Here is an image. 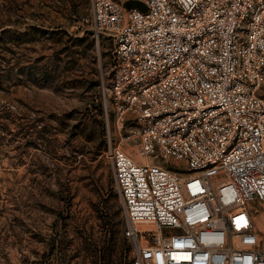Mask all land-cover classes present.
<instances>
[{
  "label": "built area",
  "instance_id": "obj_1",
  "mask_svg": "<svg viewBox=\"0 0 264 264\" xmlns=\"http://www.w3.org/2000/svg\"><path fill=\"white\" fill-rule=\"evenodd\" d=\"M91 4L104 96L133 124L108 151L133 264H264V0Z\"/></svg>",
  "mask_w": 264,
  "mask_h": 264
},
{
  "label": "rangeland",
  "instance_id": "obj_2",
  "mask_svg": "<svg viewBox=\"0 0 264 264\" xmlns=\"http://www.w3.org/2000/svg\"><path fill=\"white\" fill-rule=\"evenodd\" d=\"M91 6L0 0V264H133L108 156L133 124L104 96L113 46Z\"/></svg>",
  "mask_w": 264,
  "mask_h": 264
},
{
  "label": "water",
  "instance_id": "obj_3",
  "mask_svg": "<svg viewBox=\"0 0 264 264\" xmlns=\"http://www.w3.org/2000/svg\"><path fill=\"white\" fill-rule=\"evenodd\" d=\"M125 11L126 12H129L131 9L137 7L143 11H147L148 8L147 6L143 3V2H140V1H128L127 3H125Z\"/></svg>",
  "mask_w": 264,
  "mask_h": 264
},
{
  "label": "bare ground",
  "instance_id": "obj_4",
  "mask_svg": "<svg viewBox=\"0 0 264 264\" xmlns=\"http://www.w3.org/2000/svg\"><path fill=\"white\" fill-rule=\"evenodd\" d=\"M136 157L137 158H140L139 156H136ZM263 215H264V213H263ZM256 220H257V223H258V227L264 232V224L260 220V214L258 215V217L256 218ZM145 227L146 228H149V229H154L155 228V226L153 224H145Z\"/></svg>",
  "mask_w": 264,
  "mask_h": 264
},
{
  "label": "trees",
  "instance_id": "obj_5",
  "mask_svg": "<svg viewBox=\"0 0 264 264\" xmlns=\"http://www.w3.org/2000/svg\"><path fill=\"white\" fill-rule=\"evenodd\" d=\"M8 120V118H7V116H6V112H4V109H0V126H5L6 125V123H5V121H7Z\"/></svg>",
  "mask_w": 264,
  "mask_h": 264
}]
</instances>
